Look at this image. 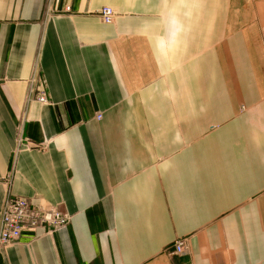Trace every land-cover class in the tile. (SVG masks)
<instances>
[{"label": "crops", "instance_id": "1", "mask_svg": "<svg viewBox=\"0 0 264 264\" xmlns=\"http://www.w3.org/2000/svg\"><path fill=\"white\" fill-rule=\"evenodd\" d=\"M9 194L71 220L0 264H264V0H0Z\"/></svg>", "mask_w": 264, "mask_h": 264}, {"label": "built area", "instance_id": "2", "mask_svg": "<svg viewBox=\"0 0 264 264\" xmlns=\"http://www.w3.org/2000/svg\"><path fill=\"white\" fill-rule=\"evenodd\" d=\"M65 10L70 11V7H65ZM98 14L104 23H112L115 16L113 9L108 6L101 7ZM35 99L40 103H46L44 90L38 89ZM100 118L101 115L97 114L96 119ZM18 142L31 143L22 137ZM70 220L69 214L61 212L56 207L34 204L26 197L9 194L2 204L0 213V249L19 241L23 233H30L31 238L35 239L39 229L51 234L65 228ZM185 241L184 238L174 240L162 253L168 257L187 254L189 247Z\"/></svg>", "mask_w": 264, "mask_h": 264}]
</instances>
